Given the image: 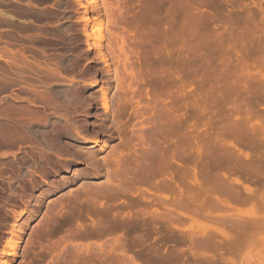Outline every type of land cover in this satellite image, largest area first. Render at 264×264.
I'll return each instance as SVG.
<instances>
[{
  "label": "rangeland",
  "instance_id": "374dc122",
  "mask_svg": "<svg viewBox=\"0 0 264 264\" xmlns=\"http://www.w3.org/2000/svg\"><path fill=\"white\" fill-rule=\"evenodd\" d=\"M10 1L12 2L4 4L0 0L2 2L0 12L4 14V16L0 14V18L9 16L12 22L18 19L17 23H28L27 25L31 28L45 26L42 36L40 35L37 40L34 37V44L48 54L59 55H56V62L65 74L69 76L77 74L75 56L82 36L75 30L77 14L67 8V0H27L32 1L31 5L35 6L28 11L20 10L16 6L17 4L20 6L19 3H24V0ZM190 2L193 10L187 7V3ZM256 2L255 4V0H214L211 4L204 0H183L184 8L181 7L179 12L182 27L176 42L173 33L169 31L170 23L164 25L168 29V34L162 37L146 35L140 27L131 24L128 20L120 22L119 31L125 38L127 65L130 67L126 79L127 82L132 83V87L119 91L113 89L111 92V109L115 112L119 111V127L125 132L123 131L121 137L109 143V147L100 155L107 156L110 153L109 155L112 156L111 152L115 154V157L122 155V163L112 164L113 167L116 165L114 167L116 171L112 167L116 172L113 177L109 176L105 170L95 176L90 173L89 168L83 166L79 176H70L69 173L65 184L64 180L59 178L57 183L49 186V192L45 190L41 194L37 190L34 191L31 183L33 171L38 166L34 155L23 153L16 164L1 165L0 254L8 243V237L15 232L22 236V239L18 243L15 255L11 256V259H14L12 264H138V261L139 264H264V36L260 29L253 33L247 27L240 25L248 10L254 11L256 18H259V6L260 4L264 6V1L261 0L260 3V0H256ZM213 5L218 9L215 15L213 11H216V8L214 6L215 9H213ZM43 9L44 12H41ZM210 11L215 18L219 16H216L219 11L221 14L225 12L227 19L225 21L220 19L224 18V15L213 19L211 13V16H208ZM131 16V14L128 15L129 19ZM192 22L195 25L191 26ZM187 25H190V28ZM144 41L148 43L146 46L143 45ZM225 50L229 51V58ZM248 52L251 56H247L250 54ZM244 55L250 63L246 66L248 69L240 71L229 68V66L233 67L232 64L236 63L237 58H244ZM146 58H148L147 61ZM37 59L38 57H35L34 61L37 62ZM173 69L175 72L172 73ZM174 73L178 78L176 88L174 85H167L171 82L170 77ZM162 79L166 80L164 84ZM240 88H244V91L248 88L249 90L240 93ZM52 89L53 95L58 99H68V87L65 82H55ZM250 89L257 95L252 94L254 92ZM176 99L180 119L177 139L172 132V122H170ZM143 119L147 124L148 144H143L138 135L142 129ZM242 119L247 123L241 122ZM189 120L192 126L187 123L190 122ZM219 123L221 128L226 127L227 130L230 128L228 131H232V137L228 138L230 132L224 128L226 136L223 135L224 132L219 129ZM186 124L191 128L189 129ZM239 125H245L242 129L247 128L250 135L245 133L247 131L244 134L240 130L243 135L247 134L249 137L242 135L245 139L240 140L241 142L236 137L239 142L236 144L233 135L236 131L239 133V129L236 130ZM45 130L44 125L37 124L29 128L30 135L39 141L44 140ZM189 135L193 139L191 136L188 137ZM175 140H178L180 144L181 156L178 159V167L182 178L180 182L183 181L182 191L178 193L177 205L173 203L176 195L170 188L171 166L167 164L166 168L163 164L158 169L155 168L158 162L157 154L161 151L159 149H167L166 151L169 152ZM247 140L250 142L247 143ZM259 140H261L260 144ZM223 141L226 146L224 144L222 146ZM234 143L237 148V145H240L238 149L241 150L240 152L235 148ZM189 154H193L192 158L195 157L192 162L188 159ZM253 157L256 162L253 161ZM217 160L221 164V166L218 164V168L215 166L218 163ZM221 160H224V164ZM225 166L227 170L224 169ZM229 166L235 169L232 168L234 169L232 170ZM229 169L234 173L228 174ZM217 173L220 175L217 176ZM146 175L152 176V182L148 181L150 177L147 179ZM124 177L131 178L129 184L122 182L125 186L124 192L122 189H120L121 192L118 190L119 193L114 191L117 195L114 194L113 199L101 194L102 189L109 191L106 188L107 183L110 181L120 183ZM203 185L208 187V191ZM91 189L93 191H90ZM88 190L97 199L92 204L88 199L90 197ZM196 196L198 200L195 199ZM207 197H212L211 199L217 202L213 204L214 201H209V205L208 203L204 205ZM240 200H243L242 203ZM110 204L113 207L111 213L109 212L111 215L105 212L99 213L107 209ZM91 205L94 207L92 210ZM171 210L173 213H170ZM21 212H25V216L28 215L25 222L20 219ZM115 212L118 213V219L114 217L117 221L121 219L130 224L118 228L111 234L103 233L104 235L93 236L91 233H96L97 229L102 227L103 230L109 224L113 225L110 221L113 216H116V214L113 215ZM78 213L80 214L79 222ZM65 219H69L68 222H64ZM16 224H20L18 230H16ZM85 232L91 235L85 237ZM89 240L105 244L102 246L106 251L104 249L100 251L101 249L98 250L96 246L90 253H85L78 250L75 245H71V242L82 244Z\"/></svg>",
  "mask_w": 264,
  "mask_h": 264
},
{
  "label": "bare ground",
  "instance_id": "6f19581e",
  "mask_svg": "<svg viewBox=\"0 0 264 264\" xmlns=\"http://www.w3.org/2000/svg\"><path fill=\"white\" fill-rule=\"evenodd\" d=\"M18 1H17V3H18ZM24 1H25L24 3L19 1L20 6L18 4L17 5L15 4V5L18 6L20 10L23 9V11L31 10L32 7L35 8V6L31 5L32 1L31 2L27 1V0H24ZM204 1L205 2L209 1L212 4L214 0H204ZM230 1H232V0H230ZM262 1H264V0H262ZM2 2H4V4H5L7 2H12V1L2 0ZM2 2H0V3H2ZM13 3H14V1H13ZM13 3H12V5H14ZM182 3H183V0H67L66 1L67 8L70 9L71 11H73L75 14H77L78 20L76 21V23L74 25L75 30L79 35L82 36V40H80V42H78L79 47L76 51V56H75V67H76L77 74H72L71 76L65 74L61 70V68H59L58 63L56 62V60H57L56 55L57 54L56 55H55V53L54 54H48L44 50L40 49L39 46L37 47L34 44V39H35L34 37H36V40H37V38H39L40 35L42 36V33L44 32L45 26L41 25V26H35V27L31 28V27H29L30 25H27L28 23H25V22H20V23L18 22L17 23L18 19L16 22H12L10 20V18H8L9 16L3 17L2 19L0 18L1 19L0 21L2 22V24L0 25L2 27V28L0 27L1 28V30H0V44H2V46H3V47L0 46V59H1L0 60V166L1 165L7 166V165L16 164L18 158L21 157V155L23 153H25V154L30 153V154L34 155L37 158L38 166H37V169L33 171L34 175H33V178L31 179V183H32V187H33L34 191L37 190L38 192H40V194L43 193V191H45V190L49 192L50 191L49 186L54 185L55 182L57 183L59 178L63 179L64 184H65L68 181L69 173H70V176H73V175L79 176L80 171H83V166L89 168L91 170L90 173L95 175V176L99 175L103 170H105L109 176L113 177L114 174L116 173L115 172L116 170L114 169V167L116 165H119L122 163V155H120L119 157H117V156L115 157V154L113 152H111V154L114 157L109 155L110 153L107 156H101L100 155V153H102L107 147H109V143L113 142L117 137H121L123 134V131H124L123 128L119 127V122H120L119 121V115L120 114H118L119 111L115 112L111 109V105H110V103L112 102L111 101V97H112L111 92L113 91V89L119 91V90H123L125 88L129 89V87H132L131 86L132 83L130 84V82H127V79H126V74L128 75V68H130V67H128L129 65H127L128 62H127V54H126V49H125V40H124L125 38H124L123 33L121 31H119L120 22L128 20L129 22H131V24H133V25L135 24L137 27H140V29L146 35H152V36L157 35V36H162V37H165V34L168 32V29L164 25H166L167 23H170L169 26L170 25L171 26H170L169 31H171L173 33L174 39L176 42L177 36L180 33V30L182 27V24H181L180 18H179V16H180L179 12L181 10L180 8L183 6ZM256 3L257 2L255 0V4ZM260 3H261V0H260ZM258 4H259V1H258ZM187 5H188L187 7L190 10H193L191 8V6H192L191 2L187 3ZM8 6H11V5H8ZM214 6L215 5H213L212 8ZM18 7H16L17 10H19ZM20 7H22V8H20ZM187 7H185V8H187ZM182 8H184V7H182ZM215 8H213L216 10V11H213L214 15L218 11L216 6H215ZM210 10H211V7H210ZM227 11H229V10L227 9ZM7 12H5V13L7 14ZM41 12H44V9L41 10ZM220 12L221 11H219L218 14H216V16L219 15L216 18L214 17L212 11L208 12L209 13L208 16L213 15L212 16L213 19L214 18L218 19L219 17H221L225 13L224 12L221 14ZM232 12H234L233 9H232ZM258 12L260 13V16H259V18H256L255 12L252 10H248L247 14L243 18L242 24H240V25L247 27L249 29V31H252L253 33L258 31V29H260L259 31L261 32V30H262V32H263L262 36H264V6H262V4H260ZM210 13H211V15H210ZM0 14L4 16V14H2L1 12H0ZM129 14L132 15L130 19L128 17ZM228 14H230V13H228ZM9 15H13V13L12 14L9 13ZM232 15H234V14L232 13ZM11 17L14 18L13 16H11ZM227 17H229V15H227ZM220 19L221 20L223 19L225 21V19H227V18H225V15H224V18L221 17ZM193 23L194 22H192L191 26L195 25V23L194 24ZM105 24H106V29H105L106 33L104 30ZM188 27L190 28V25ZM194 30H196V29H194ZM103 31H104V33H103ZM220 31H222V30H220ZM143 38H145V37H143ZM178 38H179V36H178ZM143 40H146V39H143ZM247 40H248V38H247ZM149 42H151V41H149ZM147 44H148L147 41L143 42V45L146 46ZM175 46H176V44H175ZM146 48H145V50H146ZM252 50H254V49H252ZM258 50H259V48H258ZM174 52H176V51H174ZM225 53H226V56L229 58V55H230L229 51H226ZM248 53H250V52H248ZM174 55H172V56H174ZM245 55H244V58H240V57L237 58L235 60L236 63L232 64L233 67L229 66V68H231V69L234 68V69L240 70V71H245L246 69H248L246 66H249L250 63H248ZM57 56H59V55H57ZM145 56H147V55L145 54ZM247 56H251V53L248 54ZM35 57L36 58L38 57L37 62L34 61ZM145 60L147 61L148 58H146ZM220 60H222V59H220ZM233 61H234V59H233ZM254 67H255V65H254ZM131 72L133 73V71H131ZM173 72H175L174 69H173L172 73ZM174 74H172L173 76L171 75L172 76V77H170L171 82L168 81L169 83L167 82L168 83L167 85H170V86L174 85L175 86V84H176V86H178V80H177L178 78H177V75L175 74V76H174ZM231 74H233V73H231ZM143 75H144V73H143ZM228 75H226V76H228ZM173 77H174V79H173ZM233 77H234V75H233ZM230 79L232 80V78H230ZM58 81L65 82V84H67V87H68L67 93L69 95V96L67 95L68 96L67 100L66 99L65 100L58 99L57 97H55L53 95L52 87L55 84V82H58ZM162 81H163L162 84H164V81H166V80L162 79ZM155 86H156V84H155ZM162 86L164 87V85H162ZM176 86H175V88H176ZM212 87H213V85H212ZM240 90H239L240 93H243V91L245 89L240 88ZM248 90H249V88L246 91L248 92ZM246 91H244V92H246ZM251 91L254 92V93L251 92L252 94L257 95L255 93V91H253V90H251ZM177 99L175 100V104H174L175 106L173 107V111H172L173 114L171 115L172 121H170V122H172V128L171 129H173L172 132H173L175 138L178 136L179 130H180V126H179L180 125L179 124L180 119H179V114H178L179 107H177L179 105L176 104ZM236 100H237V98H236ZM247 102H249V101H247ZM139 104H141V103H139ZM251 106H252V104H251ZM246 109H247V107H246ZM140 113L141 112H139V114ZM215 114H217V113H215ZM212 120H214V119H212ZM243 120L244 119H242V121L241 120L240 121L243 123L244 122L247 123V121H243ZM189 121L190 122H187V123H189V125H190L191 120H189ZM219 121H221V120H219ZM234 121H235V119H234ZM223 122H224V120H223ZM34 124L44 125L46 127V130L43 133L44 134V136H43L44 140L43 141H39L30 135L29 128ZM238 124H235V125H238ZM146 125L147 124L145 123V119H143L141 121L142 129L139 131V134H138L139 138L141 139L143 144H148L147 143V135H146V129H147ZM189 125H187V126H189ZM219 125H220V123H219ZM191 126H192V124H191ZM243 126L239 125V128L237 127V129L235 127H233L236 130L239 129V133H238V131H236V133L233 135V136H235V138H233V139H235V143L238 140H239V142H241V141H243L242 139H245L243 137L245 135H243L241 132L243 131V133H244L245 131H247V128L244 130V129H242V127L245 128V125H243ZM190 128L191 127L189 126V129ZM223 128H221V125H220L219 129H222L223 132L225 130H227L226 127L224 128L225 130ZM219 129H217L218 130L217 132H219ZM232 130H233V132H235L234 129H232ZM240 130H241V132H240ZM254 131L256 132V129ZM225 132L223 133V135L225 134ZM228 132H230V131H228ZM231 132H230V135L228 134V136H229L228 138H230V136L232 137ZM248 132L249 131H247L245 133H248ZM255 134H257V133H255ZM223 135L221 133V136H223ZM249 135L246 134V136H248V137H249ZM190 136L191 135H189L188 137H190ZM193 136H195V134H193ZM225 136H226V134H225ZM262 136H263V134L261 135V137ZM236 137L238 140H236ZM251 137L255 138V136H251ZM191 138L193 139L192 136H191ZM221 138L223 139V137H221ZM192 139H190V140H192ZM225 139H227V138H224V140ZM250 139H253V138H250ZM255 139H258V138L256 137ZM220 141H222V140H220ZM220 141H219V143H220ZM248 141L250 142V140H247V143H248ZM253 141H255V140H253ZM260 141L261 140H259V144H260ZM263 141H262V143H263ZM239 142H237L236 144H238ZM257 143L258 142H256V144ZM223 144L225 145L224 141L222 142V146H223ZM236 144H235V148H237ZM243 144H244V142L242 143V145ZM179 146H180V144H179L178 140H175L172 143V146L169 149L170 150L169 152L166 151L167 149L166 150L163 148L159 149V151L160 150L161 151L159 152V154H157L158 156L156 155L158 162L156 164L157 167H155L158 169V167L162 166L163 164H165V165H163L164 167L167 164H169L171 166V168H172V174H171L172 180H171L170 188L172 189L171 191H173V193L176 195L175 201H173V203H175L176 205H177V203H179V194L178 193L182 188L181 186L183 185V183H182L183 181L180 182L182 180V178L180 177L181 172H180V169L178 167V159L181 156V154H180L181 151H180ZM237 146H238V148H237V150H238L240 145H237ZM245 146H246V142H245ZM190 150H191V148H190ZM225 151L227 152V149H225ZM236 151H235V154H236ZM257 151H259V150H257ZM215 152H217V151H215ZM226 152H224V153H226ZM228 153H230V152H228ZM154 154H156V153H154ZM213 154H214V152H213ZM191 155H193V154H191ZM191 155L188 159H189V161L192 162L193 159H195V157L192 158L193 156H191ZM246 155L248 156V154H246ZM229 156L233 157V155H230V154H229ZM216 157H217V155H216ZM232 157L230 159H232ZM239 157H241V156H239ZM202 159H201V161H202ZM254 159L255 158L253 157V161H255ZM223 161H222V164H224ZM233 161H234V159H233ZM131 162H129V163H131ZM206 162H207V159H206ZM219 162L220 161H218L217 165H215L217 168H218ZM250 162L251 161H249V163ZM113 163L116 164V165H114V167L112 166ZM194 163H195V161H194ZM211 163H212V161H211ZM214 163L215 162H213V164ZM257 163H259V162H257ZM142 164H143V162H142ZM208 164H210V163L208 162ZM243 164H245V162H243ZM228 165H229V163H228ZM208 166H210V165H208ZM219 166H221V164H219ZM226 166L224 169L227 170ZM112 167L115 171L112 169ZM223 167H224V165L222 166V168ZM150 168L151 167H149L148 169L151 170ZM152 168H153V166H152ZM166 168H167V166H166ZM232 168L235 169V167H233V166H232ZM232 168L230 167V169H232ZM224 169H223V171H224ZM230 169H229V171H230ZM234 169H232V170H234ZM214 170H215V168H214ZM221 170H219V171H221ZM124 171H125V173L128 172L126 169ZM229 171H227L228 174L229 173L231 174L233 172V171H230V172ZM148 173H149V171H148ZM218 173H220V172H218ZM218 173L216 174L217 176L220 175ZM224 173H225V171H224ZM235 173H237L236 170H235ZM242 173H243V170H242ZM67 174H68V176H67ZM206 174H207V172H206ZM146 176H148L147 179L150 177L148 181L152 182V179H151L152 176H149V175H146ZM209 176H210V174H209ZM180 178H181V180H180ZM222 178H223V176H222ZM130 180H131L130 177L129 178L124 177L123 179H121L120 183L110 181V183L106 184L107 185L106 188L109 191L106 192V191H104V189L100 188L103 190L101 192V194L105 195V196L106 195L110 196L108 198L113 199L114 198L113 195L114 194L117 195L116 193H114V191L118 192V190L120 191V189H122L124 192L125 186H123L122 182H126L127 184H129L131 182ZM205 183H208V182H205ZM209 184L211 185L210 182H209ZM205 185H203V186H205ZM45 186H47V188H44ZM234 187H235V185H234ZM126 188H127V186H126ZM90 191H93V190L91 189ZM90 191H89L90 197L88 199L91 201L90 203L92 204L93 202L97 201V199L94 196V194ZM206 191H208V187H206ZM125 193H126V190H125ZM196 198L198 200L197 196L195 197V199ZM207 198H206L207 201H205L204 205H206L209 201H214L213 204H215L217 202V200L211 199L212 197H210V198L207 197ZM195 199H192V200H195ZM240 201L242 203L243 200H240ZM180 202H181V200H180ZM184 203H186V201ZM127 204L132 205V203L131 204L127 203ZM211 204H212V202H211ZM207 205H209V203ZM220 207H223V206H220ZM112 208H113L112 204H110L107 207V209H105L103 211L100 209L101 211H99V213L100 212H103V214H104V212L105 213H109V212L111 213V211L113 210ZM224 208H225V206H224ZM226 208H227V206H226ZM90 209L92 210V209H94V207L91 205ZM171 212H172V210L170 211V213ZM114 214H116V212L113 213V215ZM117 214H116V216H113V218L111 219L112 221L109 220L110 222H112L113 225L109 224L103 230L101 229L102 228L101 227L99 230L97 229L96 233H91V234H93V236H96V237H97V235H100V234H102V235L111 234V233L117 231L118 228H121V227L125 226L126 224H130L128 221H122L121 219L119 221H117L115 219V218H117ZM21 215L22 216L20 217V219H22V221L25 222L28 218V215L25 216L26 215L25 212H23ZM208 215H210V214H208ZM77 217H78V222H79V218H80L79 213L77 214ZM121 218H123V216ZM29 220H31V219H29ZM68 220L65 219L64 222H68ZM19 226H20V224L15 225L16 230H18ZM134 230H135V228H134ZM91 234L86 233L84 236L88 237ZM84 236H82V237H84ZM118 237L120 238V236H118ZM21 239H22V236L16 234L15 232L12 233V236L8 237V243L5 245L4 249L2 250V252L0 254V264H12L13 263L14 259H11V256L15 255L16 249L18 248V243L20 242ZM71 243H72L71 245H75V247H77L78 250L83 251L85 253H90L93 250V248L96 246H98V248H99L98 250L101 249L100 251H102L105 248V247L103 248V246H102L105 244H103L101 242L94 241V240L93 241L89 240L87 243H82V244L74 243V242H71ZM116 243H117V241H116ZM112 245H114V244H112ZM132 256L133 255H131V257ZM134 258H136V257H134ZM135 260H137V258ZM138 264H139V261H138Z\"/></svg>",
  "mask_w": 264,
  "mask_h": 264
}]
</instances>
